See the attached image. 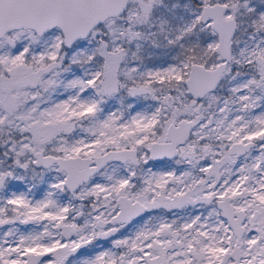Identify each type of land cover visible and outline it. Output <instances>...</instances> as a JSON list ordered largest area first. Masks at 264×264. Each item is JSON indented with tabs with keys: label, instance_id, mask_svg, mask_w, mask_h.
<instances>
[{
	"label": "snow or ice",
	"instance_id": "1",
	"mask_svg": "<svg viewBox=\"0 0 264 264\" xmlns=\"http://www.w3.org/2000/svg\"><path fill=\"white\" fill-rule=\"evenodd\" d=\"M0 264H264V0H0Z\"/></svg>",
	"mask_w": 264,
	"mask_h": 264
}]
</instances>
